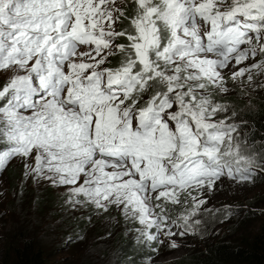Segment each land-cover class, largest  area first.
I'll return each mask as SVG.
<instances>
[{
  "label": "snow or ice",
  "instance_id": "6c2138e0",
  "mask_svg": "<svg viewBox=\"0 0 264 264\" xmlns=\"http://www.w3.org/2000/svg\"><path fill=\"white\" fill-rule=\"evenodd\" d=\"M258 55L264 0H0V70L16 73L0 88V171L20 159L74 205L115 206L157 256L179 249L206 203L193 192L264 176V147L213 96L223 70L264 75Z\"/></svg>",
  "mask_w": 264,
  "mask_h": 264
},
{
  "label": "rangeland",
  "instance_id": "374dc122",
  "mask_svg": "<svg viewBox=\"0 0 264 264\" xmlns=\"http://www.w3.org/2000/svg\"><path fill=\"white\" fill-rule=\"evenodd\" d=\"M259 60L260 56H257L256 62ZM247 63L251 64L253 61ZM15 74L11 70H0V88ZM222 74L225 76V84L229 91L226 94L216 93L218 99L234 95L231 92L232 85L238 87L240 93L236 98L242 99L244 103H250L252 97L260 92L264 93V88L261 87L264 85V75H260L256 69H253L252 83L247 82L246 79L232 80L228 70H223ZM232 109H234L233 106ZM228 116L229 111L219 114L218 118H225L231 123L233 119H228ZM50 189L52 191L47 193L58 198V204H52L56 205V210H52L54 215L46 214L43 219L40 216L39 221L37 218L28 217L30 214L27 207L29 209L32 207L36 212L41 210L36 203L37 198ZM193 195L206 202L198 214L197 218L200 220V224L197 226L195 234L175 237L174 239L182 245L179 249L168 250L167 242L159 246L161 254L157 256L154 253V256L148 260V264H174L183 256L204 249L211 239L231 240L236 237L233 235L234 229L231 224L224 223L223 217L227 216L230 220H243L245 214L250 212L252 218L258 216L260 217L258 219H261L262 213H264V185L261 183L255 182V184L245 186L224 178L218 182V187L214 190L196 191L193 192ZM169 207L172 208L173 219L176 217L177 211H183V209ZM230 211L232 212L231 216L224 214ZM30 213L32 215V211ZM82 217L91 221L92 229L95 228L97 231L95 235H99L101 238L100 243L108 242L106 247L110 245L109 241L114 240L117 236L123 235L124 237L127 234L131 238L137 239L136 245L149 246L153 249L152 242L143 241V238L139 236L137 229L140 226L126 220L115 206H111L107 212H103L86 203L74 205L70 199V193L65 187L53 185L47 181L37 183L25 177L23 163L20 159L11 161L3 171H0V260L5 255L7 243L12 239L10 232L20 229L30 232L38 230L37 236L41 235V237L47 235V246L48 250L52 252L51 255L65 261L68 259L75 261L76 254L71 251L72 244H70L69 236H72L74 231L71 230L72 232L65 236L64 230L74 227L76 225L74 220ZM174 230L181 231L180 228ZM81 239L86 240L87 236L83 235ZM165 239L167 241L172 238Z\"/></svg>",
  "mask_w": 264,
  "mask_h": 264
},
{
  "label": "trees",
  "instance_id": "16d2710c",
  "mask_svg": "<svg viewBox=\"0 0 264 264\" xmlns=\"http://www.w3.org/2000/svg\"><path fill=\"white\" fill-rule=\"evenodd\" d=\"M126 26L127 21H123L120 25L121 28ZM120 42L124 41L121 40ZM120 59L119 53L111 56L107 66L111 68L119 66ZM261 59L264 57L260 56ZM231 90L234 95L218 99L216 93H213L214 99L229 110V117L237 121L243 138L253 148L264 147V93L260 92L251 98L250 103H244L242 99L236 98L240 93L238 87L232 85ZM233 112L235 115H231ZM256 183L264 185V176H257ZM51 191V189L47 190L37 198L36 203L41 210L36 212L32 207L31 209L27 207L30 214L28 217L37 218L39 221L40 216L43 219L46 214L52 213L54 215L52 210H56V205L52 204L57 203L58 198L47 193ZM30 202L32 203V201ZM30 211H32V215ZM43 211L45 212L43 213ZM233 213L235 214V212ZM224 214L231 216L232 212ZM258 218L260 217L252 218L250 212L245 214L243 220H230L227 216L223 217L224 223L231 224L234 229L233 235L236 237L231 240L211 239L204 249L185 255L174 264H264V214L261 219ZM74 221L76 225L66 229V231L64 230V233L65 236L66 234L68 236V233L74 231V234L69 236L71 238L70 244H72L71 251L76 254L75 261L73 259L65 261L51 255L52 252L48 250L47 246V235L37 236L38 230L30 232L16 229L10 232L12 239L7 243L6 252L0 260V264H148V260L154 256L151 247L136 245L137 239L131 238L127 234L124 237L123 235L115 236L116 238L109 241L110 245L106 247L108 242L100 243L101 238L99 235H95L97 231L95 228L92 229L90 220L82 217ZM83 235L87 236L86 240L81 239ZM81 240L85 241L82 242ZM152 246L154 247V245Z\"/></svg>",
  "mask_w": 264,
  "mask_h": 264
},
{
  "label": "clouds",
  "instance_id": "9594fccd",
  "mask_svg": "<svg viewBox=\"0 0 264 264\" xmlns=\"http://www.w3.org/2000/svg\"><path fill=\"white\" fill-rule=\"evenodd\" d=\"M231 117H229L228 116V119H230ZM231 123H235V124H237V121H235V120H232V122Z\"/></svg>",
  "mask_w": 264,
  "mask_h": 264
}]
</instances>
